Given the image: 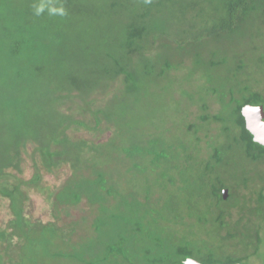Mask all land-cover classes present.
Here are the masks:
<instances>
[{
  "label": "trees",
  "instance_id": "16d2710c",
  "mask_svg": "<svg viewBox=\"0 0 264 264\" xmlns=\"http://www.w3.org/2000/svg\"><path fill=\"white\" fill-rule=\"evenodd\" d=\"M232 1L0 0V75L13 72L15 78L0 84V201L7 199L15 213L22 202L26 206L24 197L16 196L17 188L22 192L41 180L40 169L33 167L29 181L13 171L29 145L38 146L35 140L43 137L48 120L61 134L68 126L73 131L88 128L74 113L64 116L66 122L59 126L51 112L65 108L69 99L83 100V89L113 82L118 78L114 70L127 67L149 79L130 94L129 107L114 115L118 145L110 143L102 153L112 157L117 152L125 170V159L130 170H147L136 157L149 161L160 169L154 186L161 191L149 176L129 175L137 189L131 193L122 185L127 175L120 174L121 181L113 186L103 173H97L99 183L83 174L89 188L85 192L99 187L121 199L114 214L102 211L93 220L96 234L107 233L101 240L106 252L85 263L185 264L193 259L202 264H264V146L254 141L243 115L247 105L264 108V2L251 6L253 1L245 0L243 6H251L249 42L234 53L238 43L232 37L239 19L229 23L225 16ZM38 20L48 22L50 32H44ZM186 27L195 29L196 40L191 41L192 51L181 57L159 53L151 58L149 49L136 42L129 47L138 58L124 52L126 33L151 30L167 38L178 30L184 34L176 44L183 45L191 35ZM47 36L69 47L61 61L46 58ZM94 71L85 81L77 76ZM190 81L192 86L185 88ZM55 140H60L58 132L34 156L52 174ZM88 146L79 141L76 147ZM78 184L52 196L75 208L83 201ZM115 232L120 235L114 240ZM54 234L43 236L45 250L54 243ZM88 253L81 247L77 251L81 257ZM2 256L0 264H6L9 260Z\"/></svg>",
  "mask_w": 264,
  "mask_h": 264
},
{
  "label": "rangeland",
  "instance_id": "374dc122",
  "mask_svg": "<svg viewBox=\"0 0 264 264\" xmlns=\"http://www.w3.org/2000/svg\"><path fill=\"white\" fill-rule=\"evenodd\" d=\"M252 5L262 4L264 0H250ZM263 1V2H262ZM245 0H233L230 5V10L227 12V22L233 23L234 19H239L237 21V29L235 31L236 36L232 37L233 42L238 43V47L234 50V53L240 52L243 46H246L249 42V31L252 27V22L248 20L247 14L251 6L244 5ZM40 10V9H39ZM48 10V8H46ZM40 14L43 13L42 10L38 11ZM40 19V17H37ZM43 20H38L41 29L45 31L51 30L48 22H42ZM214 18L212 21L214 22ZM40 22V23H39ZM32 23V22H31ZM33 24L37 25L35 22ZM212 24L208 29L212 30ZM29 28H32L30 25ZM189 33L192 35L185 36V42L183 45L176 44V40L181 37L183 32L179 34L180 31L171 33L170 37L165 38L162 36V32L153 33V31H132L126 33L123 36V43L125 45V54L130 53L133 58H138V52L132 50L129 46L131 43L136 42L138 44H143V47L148 50V54L152 55L151 58H158L159 53H165V56H171L173 58L181 57L187 53H190L191 48H193L194 41L196 40L193 35L195 34V29H189L186 27ZM159 30V29H157ZM27 32V31H26ZM48 32V33H49ZM29 33V31L27 32ZM192 39L194 40L193 42ZM47 56L53 58L54 61H61L67 55V50L69 47L67 45H62L59 41H54L53 38L47 36ZM58 42V43H57ZM148 45V47H147ZM176 46L186 47V51H176L172 49ZM119 51V50H118ZM171 52V53H169ZM147 54V51H146ZM91 56V54H89ZM164 59V57H161ZM96 61V59H95ZM93 63V62H92ZM96 64L99 65L98 61ZM111 70V68L109 69ZM125 71L114 70L115 81L111 82L113 79L109 80L106 85L102 82V87L93 86L92 90H82L83 100L79 97L77 99H69L65 104V108L58 107L52 113L53 119L57 121L58 125L62 126L66 122L64 116L71 117L70 113H74L75 118L79 119L80 125H87V130L83 128H77V131H73L72 127H67L65 132L62 134L57 128L51 129L50 121L48 120V125L45 126L43 131V137H39V140H35L38 144H30L27 148L28 150L24 152L23 157L16 161L19 163L18 169L14 170V174L18 177H23L25 180H31L33 176V167L38 166V170L41 174V180L33 183H29L27 187L22 188L27 196L21 192L20 188L13 186V191L17 188L16 196L23 199L25 202V207H20V211L15 213L10 209L11 204L8 203L7 199L0 201V253L2 257L9 260L8 264H80L78 262L70 261L71 259H77L82 261V264H86L85 260L98 257L106 252V245H102L101 240H105L106 234L98 233L93 231V220L102 214V211L108 213H115V208L119 206L121 199L115 195L109 194V190L97 188L92 191L85 192V187H87V181L82 179V175L88 177L92 182L98 178L97 173H103L109 179V185L113 186L115 183L120 182V174L124 175L129 180V175L136 176H149L147 178L152 180L151 183L154 186V181L159 179L160 169L152 167L150 162L141 160L136 157V162L141 164L147 170H130V161L125 159L124 163L128 164V169L118 163L122 158L116 152L111 155L103 154L102 151L110 143L118 145V128L115 127L113 123V117L116 113L123 112L130 105L129 96L132 92L136 91L138 88L146 85L148 81V75L137 76L133 71H128L127 67L124 68ZM96 72L86 73L85 75H77L78 77L90 79ZM125 73V78L123 76ZM119 75V76H118ZM14 73L10 72L8 74L0 75V84L7 83L8 80L12 81L15 79ZM99 77L96 78L98 80ZM120 78V79H119ZM108 79V78H103ZM193 81L186 84L187 88ZM192 85H190L191 87ZM124 87V88H123ZM6 89V87H4ZM79 90V89H78ZM85 90V91H84ZM84 91V92H83ZM81 96V95H80ZM64 104V103H63ZM62 104V105H63ZM60 112L61 115L59 114ZM110 115V116H109ZM58 130V131H57ZM56 132L59 134L60 140H55L57 142L55 147L57 151L54 156L50 158L49 165L52 166L56 174L48 173L42 165L35 160V155L45 149V142L48 140L52 143L55 139ZM66 140V143H62V140ZM149 138L144 137V141ZM61 141V143H59ZM79 141H85L91 145L85 148L76 147ZM140 147L143 146L144 142L141 141ZM13 149V148H12ZM18 144L15 146L14 151H18ZM110 157V158H109ZM107 159V161H105ZM39 161V159H38ZM121 166V167H120ZM154 168V170H153ZM128 170H130L128 172ZM146 171L145 173H142ZM155 171V172H154ZM22 173V174H21ZM99 174V173H98ZM121 175V178H122ZM97 183L101 182V176L99 175ZM127 179L122 178L123 188L126 192L135 193L137 191L136 187L132 182ZM168 182V181H167ZM80 183V185L78 184ZM169 186H171L170 182ZM70 184L73 186L75 184L79 185V194L83 198L81 204L76 206L64 205L60 201L56 200V196H52V192L58 195V192L62 190V187H68ZM9 186V185H8ZM58 186H61L58 191ZM156 187V186H154ZM157 191H161L159 187H156ZM8 189V188H7ZM87 189H89L87 187ZM124 191H122L123 193ZM116 196V198H114ZM164 196V195H163ZM79 200H81L79 198ZM25 208V209H24ZM18 217H16V215ZM22 217L25 220H22ZM20 226L16 227V224ZM33 231V232H32ZM55 232L54 243L48 246V249L42 245L43 236H48L50 232ZM38 232V233H37ZM40 232V233H39ZM44 233V234H43ZM117 236L120 235L117 232L114 233ZM43 235V236H42ZM145 235V234H144ZM88 236V237H87ZM95 237V238H94ZM32 241V244H31ZM8 246V247H7ZM80 247L87 251V256H78L77 251ZM27 249V250H25ZM128 251V247L125 248ZM92 256V257H91ZM6 263V264H7Z\"/></svg>",
  "mask_w": 264,
  "mask_h": 264
},
{
  "label": "water",
  "instance_id": "95a60500",
  "mask_svg": "<svg viewBox=\"0 0 264 264\" xmlns=\"http://www.w3.org/2000/svg\"><path fill=\"white\" fill-rule=\"evenodd\" d=\"M246 127L252 133L254 141L264 146V108L262 106L247 105L243 109ZM227 197V191H224ZM185 264H202L196 260L188 259Z\"/></svg>",
  "mask_w": 264,
  "mask_h": 264
},
{
  "label": "flooded vegetation",
  "instance_id": "af4514ba",
  "mask_svg": "<svg viewBox=\"0 0 264 264\" xmlns=\"http://www.w3.org/2000/svg\"><path fill=\"white\" fill-rule=\"evenodd\" d=\"M38 233V232H37ZM40 233V232H39ZM51 233V232H50ZM44 234V233H43ZM55 235V234H54ZM43 236V235H42ZM55 238V237H54ZM42 245H43V242H42Z\"/></svg>",
  "mask_w": 264,
  "mask_h": 264
}]
</instances>
